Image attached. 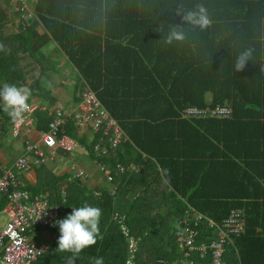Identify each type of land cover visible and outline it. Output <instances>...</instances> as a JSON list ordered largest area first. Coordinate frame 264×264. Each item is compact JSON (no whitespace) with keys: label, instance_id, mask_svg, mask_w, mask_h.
Returning a JSON list of instances; mask_svg holds the SVG:
<instances>
[{"label":"trees","instance_id":"16d2710c","mask_svg":"<svg viewBox=\"0 0 264 264\" xmlns=\"http://www.w3.org/2000/svg\"><path fill=\"white\" fill-rule=\"evenodd\" d=\"M11 2L0 0V86L22 85V59L37 62L54 40L127 136L104 161L115 176L111 183L128 196V212L121 213L116 192L100 189V236L75 264H93L94 257L104 264H204L198 253L186 258L177 241L190 208L205 225L242 210L244 232L228 246L225 264H264V0H35L34 18H21L20 31L7 35L3 21L11 18L2 7L19 15ZM198 4L211 20L204 30L177 15L181 5ZM170 25L183 27L184 41L165 43ZM246 49L252 57L235 72ZM219 106L231 107V116H184L188 107ZM12 123L4 118L1 133ZM73 130L67 133L76 138ZM118 165L139 172L119 173ZM148 170L152 177L141 178ZM71 183L73 189L79 182ZM72 189L65 217L84 203ZM57 248L40 262L65 264L72 254Z\"/></svg>","mask_w":264,"mask_h":264},{"label":"built area","instance_id":"2783aa9c","mask_svg":"<svg viewBox=\"0 0 264 264\" xmlns=\"http://www.w3.org/2000/svg\"><path fill=\"white\" fill-rule=\"evenodd\" d=\"M33 1L35 0H20L22 19L34 18L30 7ZM97 98L96 93L86 84L75 107L56 109L48 123V130L41 132L37 139L24 137L23 153L8 168L0 169V264H34L48 251V247L32 241L29 233L42 229L56 230L58 225L54 226V222L64 219L57 207L49 202L47 195L31 196L19 175L28 172L32 166L39 167L54 160L56 152L68 156L78 150V141L63 131L69 121L81 133H87L91 141L96 139V143L92 144V154L96 157L108 155L127 140L121 126ZM36 109V106L31 105L24 122L11 125V135L14 138L21 136L23 130L32 126ZM231 114L232 108L228 106H219L213 110L188 107L184 111L185 117L209 115L212 118H227ZM96 165L105 173L108 182L114 180L110 170L100 163ZM70 170V180L81 182L88 178V174L75 164L70 166ZM117 170L119 173L129 170L139 172V168L132 165H118ZM204 219L193 208L184 211L180 218L179 246L185 250L186 258L198 253L204 264H225L228 246L233 245V238L240 237L244 232L243 211L231 210L221 224L206 221L205 225ZM208 231H211L210 235L207 234ZM160 263L165 262L161 260Z\"/></svg>","mask_w":264,"mask_h":264},{"label":"crops","instance_id":"0c3cea01","mask_svg":"<svg viewBox=\"0 0 264 264\" xmlns=\"http://www.w3.org/2000/svg\"><path fill=\"white\" fill-rule=\"evenodd\" d=\"M11 3L12 7H14V10L16 7V12L18 11L19 13H17L19 15L18 18H12L11 9L8 7L4 8V6L2 7L1 10L3 12L5 11V14L10 15L11 18L10 20L7 18L6 22L3 21V23H5L4 28L7 35L20 31V19L23 16V13L21 12V3H18L17 5V0H12ZM20 67L22 70L20 69L21 72L19 74H22V77L25 79V81L21 84L31 89L32 96L30 99V104L36 106L37 109L34 111L32 126L27 128V130H23V132H21V136L17 138H14L11 135V125L13 123L9 126L6 134L1 133V127L4 125L3 119L9 116L2 109H0V169L8 168L16 160V158L23 153L24 137L37 139L41 132L48 130V123L52 120L53 112L56 109L66 110L75 107L80 100V95L85 86L83 84L85 80L82 78L80 72L71 62V60H69L67 55L59 49L57 42L54 40H51L42 49V51L39 52L37 62L33 63L32 59L28 60L24 57ZM87 85L91 87L88 82ZM91 89L99 98L98 91H95L92 87ZM102 89L103 88H100L101 91ZM99 102L101 103L100 100ZM69 122L63 127V131L68 136H70L67 133V128L73 127L76 138L72 136L70 137L76 139L80 144L78 150L68 156H64L61 152H56L57 156L54 160L50 161L47 166H44L45 164L39 167L32 166L28 172L19 175L24 187L31 192V196L47 195L49 202L55 205L65 218L63 204L66 202L67 192L72 189L71 182H75L70 180V166L75 164L76 167L84 170L88 174L87 179L81 182L77 181L79 183L75 184V187L72 189L73 193L80 192V194L77 195H81L82 197L85 196L83 199V205L88 203L103 210L104 208L99 202L98 198L101 192L100 189H106L109 191L111 197H114L113 195L116 192L115 196H118L121 201V213L127 214L129 205L126 200L128 199V196H123L121 189H118V185L108 182L105 173L100 171L96 165V163H100L109 170V165L104 161V159L115 152L117 148L106 156L96 157L95 154H92V152H90L87 148V145L92 146L93 143H96V139L94 142L91 141V137L88 136L87 133H81L78 127H76L72 122ZM79 139H81L82 143L79 141ZM152 173V171L149 172L148 170L144 172L141 178H144V175H150L152 177ZM118 176L119 175L116 176V179ZM113 178H115L114 175ZM155 184L156 183L152 182L150 185H148L151 187V194L152 188H157ZM136 189H132L131 187L128 188L130 191ZM158 189L161 190V188ZM138 198L141 200L140 197ZM175 215L176 214H172V217H168V228L171 226V219L175 217ZM121 218L123 222V216ZM39 232L44 233V237L41 239L42 241L37 240L34 242L38 244H44L48 247V251L43 255L46 257L52 251L53 246L57 244L60 235L59 227L56 229V231L43 229L32 231L29 233L30 238L32 235L37 236ZM179 237H181V234ZM179 237L177 238V241ZM130 242H132V244H136L134 243L135 241L133 242V240H130ZM161 260L165 262V260ZM161 260H159V263ZM64 261L66 264V259H64ZM129 263L134 264L133 261H129L128 264ZM34 264H45V262H40L39 259Z\"/></svg>","mask_w":264,"mask_h":264},{"label":"clouds","instance_id":"9594fccd","mask_svg":"<svg viewBox=\"0 0 264 264\" xmlns=\"http://www.w3.org/2000/svg\"><path fill=\"white\" fill-rule=\"evenodd\" d=\"M181 13L182 19L193 28L198 27L204 30L211 25L207 9L202 4L195 5L191 10H185L181 5L177 15ZM185 38L183 27L170 25L165 43L182 42ZM0 51H5L3 44H0ZM251 57V49L241 52L235 60L233 70L235 72L242 71ZM31 96V89L27 86L4 83L0 86V109L10 117L13 124L23 123L31 110ZM101 217L102 210L99 207L85 203L80 207H72L70 214L64 219L54 222V226L58 225L60 233L56 250L72 254L67 257L66 264H75V260L85 248L96 244L97 238L100 236ZM93 264H104V258L94 257Z\"/></svg>","mask_w":264,"mask_h":264},{"label":"rangeland","instance_id":"374dc122","mask_svg":"<svg viewBox=\"0 0 264 264\" xmlns=\"http://www.w3.org/2000/svg\"><path fill=\"white\" fill-rule=\"evenodd\" d=\"M34 2H35V1L31 2L30 7L34 6ZM32 16H35L34 13H32ZM14 31H15V28H14ZM0 125H1V124H0ZM56 156H57V154L54 156V159H55ZM48 163H50V161H48L44 166H47ZM43 237H44V233L39 232V233L37 234V236H36V235H32V236H31V239H32L33 241H37V240L42 241L41 239H43ZM135 245H136V244H133V245H132V248H134Z\"/></svg>","mask_w":264,"mask_h":264}]
</instances>
